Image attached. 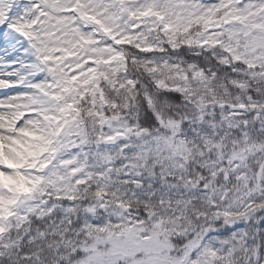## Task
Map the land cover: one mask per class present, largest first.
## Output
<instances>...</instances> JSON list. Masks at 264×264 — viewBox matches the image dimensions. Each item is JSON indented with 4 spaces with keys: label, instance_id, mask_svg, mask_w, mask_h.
<instances>
[{
    "label": "snow or ice",
    "instance_id": "obj_1",
    "mask_svg": "<svg viewBox=\"0 0 264 264\" xmlns=\"http://www.w3.org/2000/svg\"><path fill=\"white\" fill-rule=\"evenodd\" d=\"M0 264H264V0H0Z\"/></svg>",
    "mask_w": 264,
    "mask_h": 264
},
{
    "label": "bare ground",
    "instance_id": "obj_2",
    "mask_svg": "<svg viewBox=\"0 0 264 264\" xmlns=\"http://www.w3.org/2000/svg\"><path fill=\"white\" fill-rule=\"evenodd\" d=\"M0 93H1V94H4V92H3L2 90H0Z\"/></svg>",
    "mask_w": 264,
    "mask_h": 264
},
{
    "label": "rangeland",
    "instance_id": "obj_3",
    "mask_svg": "<svg viewBox=\"0 0 264 264\" xmlns=\"http://www.w3.org/2000/svg\"><path fill=\"white\" fill-rule=\"evenodd\" d=\"M3 94L0 93V96H2Z\"/></svg>",
    "mask_w": 264,
    "mask_h": 264
}]
</instances>
